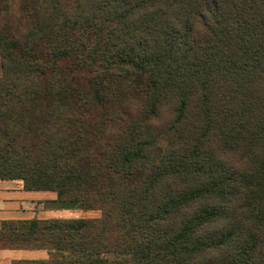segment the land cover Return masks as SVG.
<instances>
[{
    "label": "trees",
    "instance_id": "16d2710c",
    "mask_svg": "<svg viewBox=\"0 0 264 264\" xmlns=\"http://www.w3.org/2000/svg\"><path fill=\"white\" fill-rule=\"evenodd\" d=\"M60 1L0 0V179L100 216L3 220L13 264H264V0Z\"/></svg>",
    "mask_w": 264,
    "mask_h": 264
},
{
    "label": "crops",
    "instance_id": "0c3cea01",
    "mask_svg": "<svg viewBox=\"0 0 264 264\" xmlns=\"http://www.w3.org/2000/svg\"><path fill=\"white\" fill-rule=\"evenodd\" d=\"M55 198L56 193L54 191L26 190L23 181L20 179H0V225L3 220L53 218L59 211L55 208H49L47 202ZM22 250L29 251L30 253H27L29 256L16 258L18 257L16 255ZM48 255L49 253L45 249L4 248L0 246V264H13L17 260H44L47 259Z\"/></svg>",
    "mask_w": 264,
    "mask_h": 264
},
{
    "label": "rangeland",
    "instance_id": "374dc122",
    "mask_svg": "<svg viewBox=\"0 0 264 264\" xmlns=\"http://www.w3.org/2000/svg\"><path fill=\"white\" fill-rule=\"evenodd\" d=\"M5 3H8L9 5V11L8 14L6 15L3 13V22L9 23L12 27L13 30H18V37L22 38V35L28 32L29 28V19L27 17V12L22 10L21 5L23 4L24 0H4ZM60 3L62 4L63 1L61 0ZM57 11L58 8H55ZM0 72L2 73L1 65H0ZM83 74V79H81V89L84 91H87L89 89L88 87V82L86 79V74L87 72H82ZM56 210L59 211L57 215L53 218H83V217H99L100 216V211H84L81 209L79 206H72L71 208L69 207H63L61 208H55ZM27 253H30L29 251H20L18 257L16 258H23L26 256H29ZM40 253V252H39ZM44 255L46 256L45 252L43 251ZM49 257V255H48ZM47 257V258H48Z\"/></svg>",
    "mask_w": 264,
    "mask_h": 264
}]
</instances>
